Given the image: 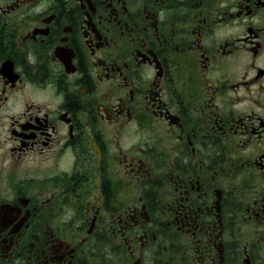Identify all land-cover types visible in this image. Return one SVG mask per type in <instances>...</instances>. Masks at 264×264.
Listing matches in <instances>:
<instances>
[{
  "label": "flooded vegetation",
  "instance_id": "obj_1",
  "mask_svg": "<svg viewBox=\"0 0 264 264\" xmlns=\"http://www.w3.org/2000/svg\"><path fill=\"white\" fill-rule=\"evenodd\" d=\"M0 264H264V0H0Z\"/></svg>",
  "mask_w": 264,
  "mask_h": 264
},
{
  "label": "trees",
  "instance_id": "obj_2",
  "mask_svg": "<svg viewBox=\"0 0 264 264\" xmlns=\"http://www.w3.org/2000/svg\"><path fill=\"white\" fill-rule=\"evenodd\" d=\"M71 104V103H70Z\"/></svg>",
  "mask_w": 264,
  "mask_h": 264
}]
</instances>
